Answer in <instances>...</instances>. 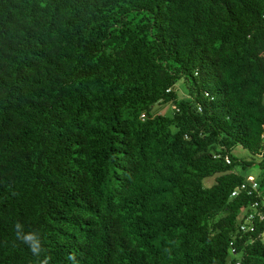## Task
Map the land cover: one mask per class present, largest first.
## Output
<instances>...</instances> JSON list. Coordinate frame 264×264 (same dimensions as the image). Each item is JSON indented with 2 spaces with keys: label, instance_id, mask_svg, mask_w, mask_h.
Here are the masks:
<instances>
[{
  "label": "trees",
  "instance_id": "16d2710c",
  "mask_svg": "<svg viewBox=\"0 0 264 264\" xmlns=\"http://www.w3.org/2000/svg\"><path fill=\"white\" fill-rule=\"evenodd\" d=\"M238 145L264 0H0V264H264Z\"/></svg>",
  "mask_w": 264,
  "mask_h": 264
},
{
  "label": "rangeland",
  "instance_id": "374dc122",
  "mask_svg": "<svg viewBox=\"0 0 264 264\" xmlns=\"http://www.w3.org/2000/svg\"><path fill=\"white\" fill-rule=\"evenodd\" d=\"M184 81L183 79H181L178 82V88H180V91L182 93V91H184ZM156 107V106H155ZM170 108L165 109V112L167 114H169ZM233 153L235 155H237L238 157L243 158L244 160L251 162L252 164L247 166L246 169H241L240 167L237 168V170L241 173H252L253 175L257 176V178H263L264 177V168L261 167L260 163L258 162V160H260V156L258 155H253L248 149L244 148L242 145H238L235 147V149L233 150ZM245 173V174H246ZM215 179L213 177H208L204 180V184L206 186H211L212 184H214ZM233 258H239V255H235V254H230L229 256V260H232Z\"/></svg>",
  "mask_w": 264,
  "mask_h": 264
},
{
  "label": "built area",
  "instance_id": "2783aa9c",
  "mask_svg": "<svg viewBox=\"0 0 264 264\" xmlns=\"http://www.w3.org/2000/svg\"><path fill=\"white\" fill-rule=\"evenodd\" d=\"M227 162L228 163L230 162L228 158H227ZM263 191H264V187L260 185L256 176L253 174H247L245 179L238 186V188L232 192V196H235L241 192H246L248 194L257 193L258 195H262ZM251 207L257 210L260 207V202L258 201L254 202V204ZM258 211L260 218L263 219L264 217L263 213L260 210ZM253 217H254L253 213L248 214V216L245 218V221L240 226L242 231L247 232L254 230L255 227L253 226ZM232 252H235L234 248H232Z\"/></svg>",
  "mask_w": 264,
  "mask_h": 264
},
{
  "label": "clouds",
  "instance_id": "9594fccd",
  "mask_svg": "<svg viewBox=\"0 0 264 264\" xmlns=\"http://www.w3.org/2000/svg\"><path fill=\"white\" fill-rule=\"evenodd\" d=\"M249 174H252V173H249Z\"/></svg>",
  "mask_w": 264,
  "mask_h": 264
},
{
  "label": "crops",
  "instance_id": "0c3cea01",
  "mask_svg": "<svg viewBox=\"0 0 264 264\" xmlns=\"http://www.w3.org/2000/svg\"><path fill=\"white\" fill-rule=\"evenodd\" d=\"M263 153H264V151H263ZM246 173V172H245Z\"/></svg>",
  "mask_w": 264,
  "mask_h": 264
}]
</instances>
